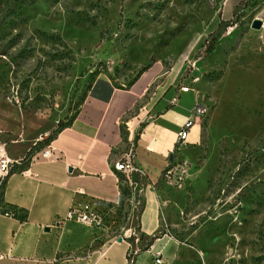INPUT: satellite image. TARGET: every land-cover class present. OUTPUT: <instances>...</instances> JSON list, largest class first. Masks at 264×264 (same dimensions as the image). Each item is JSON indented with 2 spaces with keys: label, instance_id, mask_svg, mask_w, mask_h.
Here are the masks:
<instances>
[{
  "label": "rangeland",
  "instance_id": "1",
  "mask_svg": "<svg viewBox=\"0 0 264 264\" xmlns=\"http://www.w3.org/2000/svg\"><path fill=\"white\" fill-rule=\"evenodd\" d=\"M237 1L0 0V137L13 158L77 109L90 70L126 83L153 62L178 86L198 77L183 105L208 108L178 146L187 171L181 187L166 184L171 222L140 232L142 190L98 209L107 238L129 233L108 249L122 260L129 242L127 264H151L153 242L161 264H264V46L249 27L264 2L239 9L213 50L194 56Z\"/></svg>",
  "mask_w": 264,
  "mask_h": 264
},
{
  "label": "crops",
  "instance_id": "2",
  "mask_svg": "<svg viewBox=\"0 0 264 264\" xmlns=\"http://www.w3.org/2000/svg\"><path fill=\"white\" fill-rule=\"evenodd\" d=\"M258 17L264 46V15ZM144 65L130 84L115 83L107 71H98L72 120L49 142L50 158L29 160L5 178L1 201L24 212V219L0 215V264H123L126 246L122 260L116 259L108 249L119 241L110 240L96 226L64 221L61 216L71 202L90 200L97 210L104 203L113 206L119 184L111 162L130 140L135 162L147 170L141 180L143 203L137 226L152 235L171 222L169 189L159 173L166 161L182 158L178 146L184 142L175 139L191 105H183L182 94L191 90L179 91L175 76L169 72L163 76L162 66ZM99 247L104 250L101 257L93 251ZM86 249L92 250L88 256ZM147 257L152 264L149 253Z\"/></svg>",
  "mask_w": 264,
  "mask_h": 264
},
{
  "label": "built area",
  "instance_id": "3",
  "mask_svg": "<svg viewBox=\"0 0 264 264\" xmlns=\"http://www.w3.org/2000/svg\"><path fill=\"white\" fill-rule=\"evenodd\" d=\"M229 27V26H227ZM198 77L193 74H188L187 82L179 85L178 90L184 92L185 90H191L192 93H196L195 88H192L191 83L197 81ZM207 104L204 102L202 106H195L193 103L188 107V116L181 123L176 132L177 143L184 142L186 138L188 128L191 124L197 119L202 120L206 115ZM1 132V130H0ZM19 137L13 141L22 140V135L18 133ZM35 141L31 142V145L34 144ZM27 146L25 149H27ZM123 152L111 162V166L113 169V175L115 176L116 182H118L119 186L123 184L124 186H129V192L135 193L136 191L142 190L143 184L141 180L147 175V170L142 165H139L134 160V142L132 140L128 141ZM51 146L49 143L44 144L40 148L36 149L29 157V160H33L35 158L47 159L51 156ZM22 157L13 158L9 155L6 149L5 141L0 137V191H2L3 181L9 174V170L12 165H17L20 162ZM124 168V172H128V181H121V177L117 178V169ZM186 171L187 164L186 161L182 158H172L169 161H166L165 166L161 169L159 173V178L163 182L167 183L169 186L172 185L174 187H181L185 183L186 179ZM119 195V190H118ZM2 202V201H1ZM3 203V202H2ZM118 203V200L115 202ZM0 215L13 216V211L9 208H6L5 205L1 206L0 203ZM14 217V216H13ZM64 221H76L78 223H82L85 225H92L100 228V230L104 231L106 225L103 223V218L98 212V210L90 203V200L87 202L76 203L71 202L67 207L63 215L61 216ZM124 236H128V234L118 235L120 240L123 239ZM116 241V240H113ZM154 243V242H153ZM151 243L146 248V251L150 254L152 259V264H160L162 263V246H157L154 248V244ZM124 254V264H127L132 260L136 251L131 247L130 243L126 241ZM97 257H101L104 253L102 248H96ZM92 250L86 249L85 256H88ZM3 254L0 252V258Z\"/></svg>",
  "mask_w": 264,
  "mask_h": 264
},
{
  "label": "trees",
  "instance_id": "4",
  "mask_svg": "<svg viewBox=\"0 0 264 264\" xmlns=\"http://www.w3.org/2000/svg\"><path fill=\"white\" fill-rule=\"evenodd\" d=\"M16 1H21L23 2L24 0H16ZM264 2V0H238L236 3H234L231 7V15L230 17H227V18H219L217 21H216V24L214 25V27L212 28V30L208 31L203 39V45H202V48L200 49V51H196L194 53V56L197 58L200 56V54L202 53H208V52H211L214 48V44L216 42V39L218 36H220L227 28V26H231L233 25V23H235L236 21H238L239 19V9L241 8H244L245 6H255L257 4H260ZM147 67V65H143L141 66L135 73L134 75L129 78L126 82V84H130L135 76L141 72L142 70H144L145 68ZM98 72V70L96 69H93V70H90L88 72V75H87V84H86V88L89 86L90 84V81L91 79L93 78V76ZM85 88V89H86ZM84 93H85V90L84 92H82L81 94V101L83 100V96H84ZM80 101V102H81ZM80 104V103H79ZM78 108V107H77ZM77 110V109H76ZM76 110L71 113L68 118L64 121H60V120H57L56 121V124L51 127V129L49 130V132L47 133H44V134H41V137L36 139L34 144L33 145H29V147L27 149H25L24 151V154L22 156V158L24 159V162H28L29 161V157L30 155L38 148H40L41 146H43L44 144H47L49 143L52 138L56 135V132H58L61 128L67 126L69 124V122L72 120V118L74 117L73 115L75 114ZM24 163V164H25ZM23 165V164H22ZM21 163L19 162V164H17L15 166V169L19 168L20 166H22ZM15 169H13L11 167V169L9 170V173H11L12 171H14ZM117 176H119V178L121 177V180L124 179V177L120 174L117 173ZM1 195H2V191H0V203H1V206L5 205L4 202L2 203L1 202ZM131 195V193L129 192V189L127 186H124L123 184H121L119 186V195H118V204L121 205L123 204V197H128ZM107 204H111L110 202L107 203ZM117 204V203H114L113 206ZM142 206V205H141ZM6 208H9L13 211V216L18 218L19 220L20 219H24V212H22L21 210H17L15 209L13 206H10V205H7ZM141 209V207L139 208V210ZM139 212V211H138ZM141 232V231H140ZM152 237H154L152 235Z\"/></svg>",
  "mask_w": 264,
  "mask_h": 264
},
{
  "label": "water",
  "instance_id": "5",
  "mask_svg": "<svg viewBox=\"0 0 264 264\" xmlns=\"http://www.w3.org/2000/svg\"><path fill=\"white\" fill-rule=\"evenodd\" d=\"M260 25H261V19L258 17H253L249 21V27L259 29ZM169 156H171V153L169 154ZM116 241H120V237H117Z\"/></svg>",
  "mask_w": 264,
  "mask_h": 264
},
{
  "label": "bare ground",
  "instance_id": "6",
  "mask_svg": "<svg viewBox=\"0 0 264 264\" xmlns=\"http://www.w3.org/2000/svg\"><path fill=\"white\" fill-rule=\"evenodd\" d=\"M117 173L119 175L121 174L124 177V179L121 181H128V172H124V168L117 169ZM117 178H119V176H117ZM127 187L129 189V186ZM130 193L133 194V192H130Z\"/></svg>",
  "mask_w": 264,
  "mask_h": 264
}]
</instances>
